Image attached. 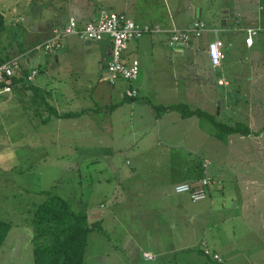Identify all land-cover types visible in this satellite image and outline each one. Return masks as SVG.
I'll return each mask as SVG.
<instances>
[{
    "label": "rangeland",
    "instance_id": "374dc122",
    "mask_svg": "<svg viewBox=\"0 0 264 264\" xmlns=\"http://www.w3.org/2000/svg\"><path fill=\"white\" fill-rule=\"evenodd\" d=\"M32 1H38V5L43 6L41 11H44L47 8L44 4L53 0ZM0 3V8L7 15L8 26L3 41L6 45L13 42L16 45L17 42V47H25L23 41L27 30H34L42 19L32 12L31 7L26 10L27 18L26 13L11 16L10 8L6 7L7 1L0 0ZM17 26L14 31L13 27ZM26 42L29 43L28 37ZM36 52L46 56L43 48ZM255 57L264 59V52ZM261 69L264 70V67L256 66L257 77ZM46 75L43 69L33 82L44 81ZM116 81L117 84H127L124 79ZM44 87L48 90V85ZM57 92L52 90V94L62 100V108L75 110L87 105L88 100L85 99L66 103L63 95ZM45 93L48 94V91ZM40 101L44 100H39V96L28 89L0 93V219L12 224L0 248V264H34L31 210L47 198V192L70 199L75 208L81 205L78 200L88 198V208L95 210L91 213L92 218L103 217L104 232L94 230L89 235L86 264H264V221L257 219L264 216V211L255 212V222H245L244 211L233 208L234 202H239V195H235L234 201L228 193L215 190L211 192L212 198L224 204L221 211L225 219L221 218L219 211H214L209 223L205 209L191 202L186 194L174 192V185L169 186L171 172L168 168V165H180L190 167L189 172L197 173L199 163L207 158L212 162L210 170L213 173H243L256 181L247 186L248 196L252 202H264V107L259 103H264V92L256 93L255 107L249 115L234 114L235 107L234 119L231 120L224 114L226 105L219 114L221 121L228 123L239 119L249 124L254 130L252 135H235L231 142L230 139L227 143L217 141L216 145L208 142L180 147L160 143L156 135L160 136L162 131L151 130L145 136L140 124L133 129V124L129 122V104L120 110L128 121L126 124L121 121L112 144L110 140L100 138L99 129L91 127L88 116H84L85 120L52 118L51 122L43 125L41 118L46 116V112L37 110L42 104ZM105 112L97 113L95 118H103ZM99 123L105 133H113L106 124ZM100 142L102 144L98 145ZM143 149L149 151L138 154ZM132 154L138 156L134 158ZM135 163L138 173L131 175L132 168L136 169ZM152 168L165 172L160 171L164 175V185L158 186L162 187L163 193L134 194V189H144L156 183L157 178H153L156 173ZM125 179L130 180L126 182ZM165 186L170 190L163 188ZM167 191L168 195H164ZM111 197L121 203L113 205L109 200ZM165 197L169 202L187 198L185 201L192 205L195 213L191 227L187 223L182 224L177 214L167 220L166 225L156 224L149 216L142 217L147 200L149 209L150 202H163ZM122 204L125 209H120ZM99 212L101 215L96 216L95 213ZM234 231L238 233V245L234 242ZM156 234L161 236L164 243L161 246L165 250L169 249L171 240L178 243L180 236L196 250L201 247L202 241H206L211 255L202 256L193 250L177 252L164 262L159 258L144 262L138 255L145 249L141 250L139 246H149L153 254L156 253L155 245L148 242ZM215 253L221 256L222 262L213 260Z\"/></svg>",
    "mask_w": 264,
    "mask_h": 264
},
{
    "label": "crops",
    "instance_id": "0c3cea01",
    "mask_svg": "<svg viewBox=\"0 0 264 264\" xmlns=\"http://www.w3.org/2000/svg\"><path fill=\"white\" fill-rule=\"evenodd\" d=\"M6 1V7L10 8L11 16L21 13L25 15L26 10L31 7L32 12H35L39 15L38 18L42 19L39 20V25L34 30H27L23 41L25 47H17V42L16 45L15 42L6 45L7 43L3 41L4 34L2 36V44L9 51L10 57H22L20 75L23 74L24 69L27 70L28 74L37 69L38 73L31 81L34 88L38 89L39 92L48 91V94L45 93L47 98L53 101L50 103H53L60 112L84 111L81 115L71 119L81 118L85 120L84 116H88L91 127L99 129L100 138L110 140L112 144L117 130L120 129L121 121L123 124L128 121L127 117L123 115V111L120 110L129 104L131 113L129 122L133 124V129H137V125L140 124V129L145 132V136L151 130H159L163 133L160 136L156 135V138L163 144L167 143V145L180 147L210 142L216 145L218 144L217 141L223 142L217 136L214 127H216L217 121L224 123L219 117L224 105H226L224 114L231 120L234 119L235 107L236 112L234 114L249 115V113H253L251 109L255 107L256 93L264 92V70L259 71L258 77L255 72L256 66L264 67V59L255 57L261 51L264 52V0H53L44 4L46 9H50V11L46 9L41 11L43 6H39L38 1ZM19 7H22L20 11L17 10ZM103 9L122 12L137 22L158 25L167 30L154 35H146L128 43L125 59L130 61L136 58L140 61V74L131 83L124 79L127 81L126 85L117 84L116 80L112 82L109 78L107 65L112 50V40L109 37H105L101 41H88L79 38L77 35H70L64 39L62 48L57 52L45 53L47 57L36 52L41 48H37V46L50 35L53 27L64 25L71 16H75L83 25L87 21L99 17ZM0 11L4 13L3 8H0ZM4 15L7 20L6 13ZM28 16L26 13L25 18ZM198 20L205 23V31L201 36H192L188 44L170 45L168 43L171 30L188 31ZM19 25L21 26V24ZM259 26L262 29L253 40V45H248L245 42L247 29ZM16 28L18 26L13 27V30L15 31ZM26 37H28L29 43L26 42ZM216 38L223 40L225 56L219 65L214 66L208 48L210 41ZM0 50L4 49L0 48ZM43 69L47 74L46 79L34 83L33 81L43 72ZM44 85H48V90ZM131 87L137 89L136 97L127 96L126 91ZM20 88L31 90L39 96V100L43 99L38 94L39 92L36 93L22 85L13 88V90ZM52 90L63 95V100L66 103L74 99H85L88 100L87 105L75 110L62 108V100L53 95ZM40 102L42 104L37 107V110L46 112L44 101ZM100 103L103 105H99ZM259 103L264 107V103ZM179 104H185L191 110L201 109L204 114L200 115L198 112L185 114L178 109L168 110L161 114L156 111V106ZM103 111H106L105 116L96 119L97 113ZM45 117H47V112ZM52 118L48 122L41 118V122L46 125L53 120ZM235 121H239V119ZM99 122L106 124L113 133H105ZM234 122L228 123L234 124ZM233 136H230V142L233 140ZM148 137H152V135ZM209 138L210 140H208ZM100 144L102 143H98V145ZM149 149H143L138 154H145ZM138 154H132V156L135 158ZM201 164L202 162L197 167V173L195 171L189 172L190 167L168 165L169 172L174 174H169V186L198 179L202 175ZM135 167L136 169L132 168L131 175L138 173L136 163ZM152 169L156 173L153 177L154 179L157 178L156 183L154 182L153 185L146 186L147 188L144 189L136 188L134 194L163 193L164 190L160 189L162 187L158 186L164 185L162 184L164 175L160 173L164 170ZM211 175L214 177V182L210 186L209 198L199 201L203 204L195 202L197 206L205 209L206 216L209 217L207 222L211 223L214 211H219L221 218L225 219V215L221 211L224 204L217 203L212 198L211 192L215 190L228 193L234 201L235 195H239V202H234L233 208L244 211L245 222H255V212L264 211V202H252L248 196L247 186L256 181L250 180L249 176L243 173L212 172ZM125 180L127 182L130 179ZM165 193L164 195H168L169 191ZM185 196H188L191 201L188 194ZM166 197L163 202L157 200L150 202L149 209L147 200V203H144L146 207L142 211V217L149 216L156 224L166 225L167 220L169 221L177 214L182 224L187 223L191 227L192 216L195 213L192 211V205L185 201L187 198L185 197L184 201H180V199L175 201L174 199L169 202ZM87 200L88 198L82 197L80 201L83 204L87 203ZM109 200L113 205L121 203L114 197ZM102 204L106 205L105 202ZM122 206L123 204L120 209H125ZM90 211L92 213L95 210L90 209ZM257 219L263 222L264 216ZM102 224L105 230L103 217ZM234 236V242L238 245V233L235 231ZM149 241L155 245L154 249H157V252H154L156 256L154 260L159 258L163 262L166 261L164 259H169L177 252H185L187 248L192 247L180 236L178 243L171 240L168 250L161 246L164 243L158 234ZM139 248L145 250L138 256L144 262L149 261L144 257V253H153L152 248L143 245ZM201 248H207L206 241L201 242Z\"/></svg>",
    "mask_w": 264,
    "mask_h": 264
},
{
    "label": "trees",
    "instance_id": "16d2710c",
    "mask_svg": "<svg viewBox=\"0 0 264 264\" xmlns=\"http://www.w3.org/2000/svg\"><path fill=\"white\" fill-rule=\"evenodd\" d=\"M7 30L8 27L6 24V16L0 11V48L4 49L0 50V64L6 62L11 58L9 51L6 50V47H4V45L2 44V36ZM21 71L22 67L15 76L11 77L9 80L2 81L0 83V88L5 85H11L13 86V88L22 85L26 88L34 90V92L36 93L39 92L38 89L34 88L32 82L28 80L29 74L27 70L24 69L23 74L20 75ZM38 94L43 98L45 103V109L47 112V117L43 118V121L45 122H48L52 117H77L84 112H60L54 104L50 103L46 96L47 94H45L44 92H39ZM173 109H178L185 114L190 112L192 114L196 112L200 113V115L204 114L201 109L191 110L185 104L174 106H156V111L158 114ZM215 125L217 129V136H219L225 143L229 142L231 135L250 136L254 133V130L251 128V126L247 123H244L243 121H235L234 124L226 122L222 123L217 121ZM204 161L205 159L201 164L202 175L198 178L204 177L207 174L211 175L212 173L210 170V165L212 164V162L210 163L208 168H205L203 167ZM205 170H207V173L205 172ZM210 186L207 187V197L199 201H203L209 198ZM199 201L192 202L195 203ZM79 202L81 205L75 208L73 202L70 199L58 194L47 192V198L42 203L37 204L31 210L34 264H86L85 254L88 246L89 235L94 230L104 232V228L102 224V218H92L91 211L88 208L87 204H82L81 201H78L77 203ZM11 228L12 224L9 221L0 219V248L9 235ZM193 250H195L197 254L202 256L210 257L208 255H211L210 253L208 254L206 252L209 249H202L201 247H199L198 250L190 247L187 248L185 252ZM216 255L220 256L218 253ZM212 258L217 262L223 261L221 256L220 260H218V258L214 256Z\"/></svg>",
    "mask_w": 264,
    "mask_h": 264
},
{
    "label": "built area",
    "instance_id": "2783aa9c",
    "mask_svg": "<svg viewBox=\"0 0 264 264\" xmlns=\"http://www.w3.org/2000/svg\"><path fill=\"white\" fill-rule=\"evenodd\" d=\"M261 29V26L248 28L245 42L250 46L253 45V40ZM162 31L167 30L162 29L158 25L137 22L122 12L103 9L99 17L93 18L83 25L79 23L75 16H71L64 25L53 27L50 35L37 48L41 47L46 53H53L62 48L64 39L70 35H77L79 38L88 41H101L105 37H109L112 40L111 58L107 65L109 78L112 82L123 78L131 83L140 74V61L136 58L130 61L125 59L128 43L131 40L140 39L146 35H154ZM204 31L205 23L198 20L188 31L180 29L171 30L168 43L170 45L178 43L188 44L192 36H201ZM222 41L220 38H216L209 43L208 52L214 66L219 65L225 56L223 51L224 42ZM21 58V56L11 57L6 62L0 64V83L16 75L22 67ZM37 73L38 70L34 69L28 75V80L32 81ZM12 90L13 86L5 85L0 88V93ZM126 93L128 97H136L138 91L136 88L131 87L127 89ZM210 163L211 161L206 159L203 167L208 168ZM205 172L207 173V170ZM213 182L214 178L212 175L207 174L193 181L178 183L174 189L177 193H187L192 201H199L207 197V187ZM95 214L96 216H100L101 212ZM206 252L210 253L209 250ZM213 256L218 258V260L221 259L216 254ZM144 257L149 260L155 259V255L151 252H145Z\"/></svg>",
    "mask_w": 264,
    "mask_h": 264
},
{
    "label": "clouds",
    "instance_id": "9594fccd",
    "mask_svg": "<svg viewBox=\"0 0 264 264\" xmlns=\"http://www.w3.org/2000/svg\"><path fill=\"white\" fill-rule=\"evenodd\" d=\"M249 42H251V41H249Z\"/></svg>",
    "mask_w": 264,
    "mask_h": 264
}]
</instances>
